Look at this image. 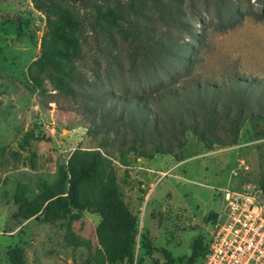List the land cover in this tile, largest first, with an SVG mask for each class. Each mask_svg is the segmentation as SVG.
Returning <instances> with one entry per match:
<instances>
[{"label":"rangeland","instance_id":"374dc122","mask_svg":"<svg viewBox=\"0 0 264 264\" xmlns=\"http://www.w3.org/2000/svg\"><path fill=\"white\" fill-rule=\"evenodd\" d=\"M259 6L253 0H83L69 9L80 23L73 33L80 52L69 63V85L59 91L44 75L38 85L29 76L46 14L31 0H0V264H9L7 249L16 250L17 264H167L166 256L187 264L192 240L208 235L211 219L203 215L218 208L219 188L264 180ZM108 8L130 24L103 23L97 10ZM235 13V24L220 29L217 17ZM170 42H176L171 52ZM191 51L193 64L186 66L182 57ZM157 72L166 81L154 85ZM203 82L214 89H197ZM105 101L124 119L119 138L111 135L99 147L77 109L85 103L96 110ZM234 129L236 140L227 144ZM131 142L153 156H170L152 169L148 183L139 174L148 168L127 149ZM153 143L169 146L171 154L152 152ZM74 149H98L112 159L118 198L135 216L131 258L106 260L97 212L45 206L65 195Z\"/></svg>","mask_w":264,"mask_h":264},{"label":"trees","instance_id":"16d2710c","mask_svg":"<svg viewBox=\"0 0 264 264\" xmlns=\"http://www.w3.org/2000/svg\"><path fill=\"white\" fill-rule=\"evenodd\" d=\"M83 0H31L34 7L46 14V29L44 36L40 41V55L31 63L33 71L29 69L30 79L35 85H38L39 75H44L59 91H65L71 81V70L73 67L69 65L76 57L79 59L80 48L79 38L75 36L74 31L80 25L79 21L74 18L69 11L70 6L74 4H82ZM256 1L260 6L255 12L258 19L264 18V2L263 0ZM114 9V8H113ZM119 12V11H118ZM237 13L231 19H220L217 17V23L220 29L232 27L237 21ZM114 14L112 9L97 10V18L103 23H110L122 27V24H130L128 20L125 23L121 16ZM217 24V25H218ZM141 32L137 31V34ZM141 40V39H140ZM145 41V40H143ZM139 42H142L139 41ZM185 42V41H184ZM148 40L145 41L146 44ZM171 43V42H170ZM175 43L167 46L166 50L171 52L170 48ZM151 46V45H150ZM162 47V46H161ZM159 47V48H161ZM192 49V48H191ZM192 51L183 56V63L186 66L193 64ZM147 55H144L140 62L147 60ZM61 60V62H60ZM168 73V72H167ZM169 74V73H168ZM156 77L151 80L154 85H159L165 82L164 73H156ZM76 81V80H75ZM214 89V86L208 82H203L202 85L196 86L198 89ZM151 88V87H150ZM104 91V90H103ZM151 92V91H150ZM144 93V91L142 92ZM144 95V94H143ZM103 96L107 93L103 92ZM140 100L137 101V103ZM105 101L103 106L95 108L90 104H80L77 109L84 117L86 125L85 134L91 138H99V147L106 143V140L113 135V139L119 138L118 129L123 121V111L117 108L116 104ZM212 107H216V102H212ZM95 106V105H94ZM188 128L193 129L191 126ZM237 130L234 129L227 144L235 142ZM205 139H203L204 141ZM205 142V146L209 148L211 142ZM123 144V142H122ZM143 145V144H141ZM152 152H161L171 154L169 146L161 148L158 144H152ZM128 151L136 153L137 157L151 158L153 155L147 153L136 146L134 142L128 145ZM139 149V151L137 150ZM104 152L98 149H74L68 157L67 163V190L64 196H57L48 200L51 196H47L42 201H46V205H57L63 211H69L68 206L76 210L92 209L97 212L101 218L100 227L98 228V238L103 247V253L106 260L110 263L122 262L131 258L132 233L134 234L135 216L132 215L125 205L119 200L117 188L115 185V175L112 166V159L107 157ZM120 164L125 165V160H118ZM264 191V180L258 183ZM37 210H32L23 217H29L35 214ZM213 211H208L203 217L204 221H208L214 217ZM122 232L125 236L123 241H118L116 234ZM115 236V237H114ZM7 249V259L9 264H17L16 250ZM204 252L203 240L194 239L190 244V253L187 264H191L195 258H199ZM167 264H172V258L166 256Z\"/></svg>","mask_w":264,"mask_h":264},{"label":"built area","instance_id":"2783aa9c","mask_svg":"<svg viewBox=\"0 0 264 264\" xmlns=\"http://www.w3.org/2000/svg\"><path fill=\"white\" fill-rule=\"evenodd\" d=\"M219 193L220 204L196 264H264V191L245 185L225 186Z\"/></svg>","mask_w":264,"mask_h":264},{"label":"crops","instance_id":"0c3cea01","mask_svg":"<svg viewBox=\"0 0 264 264\" xmlns=\"http://www.w3.org/2000/svg\"><path fill=\"white\" fill-rule=\"evenodd\" d=\"M169 155H154L151 158H143V157H138L137 160L141 161V163H143V167H147L148 169L152 170V169H156L160 168L164 163L169 162ZM143 169V168H142ZM139 174L141 176V180H143V183L145 182H149L154 175L153 172L147 171V170H142L139 171ZM171 193V191H170ZM169 195V193H167ZM211 211H215V210H211ZM206 215V213L203 215V217Z\"/></svg>","mask_w":264,"mask_h":264}]
</instances>
